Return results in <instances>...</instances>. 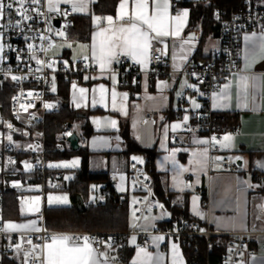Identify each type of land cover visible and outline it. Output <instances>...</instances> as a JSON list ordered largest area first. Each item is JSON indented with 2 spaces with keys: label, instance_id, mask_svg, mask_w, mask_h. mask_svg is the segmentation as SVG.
I'll return each mask as SVG.
<instances>
[{
  "label": "crops",
  "instance_id": "obj_1",
  "mask_svg": "<svg viewBox=\"0 0 264 264\" xmlns=\"http://www.w3.org/2000/svg\"><path fill=\"white\" fill-rule=\"evenodd\" d=\"M91 3L92 2L87 4L86 11L74 12V14H88L90 12ZM120 3L121 0H118L113 14H106L103 16L94 14L91 16L92 28L87 39H67L66 35L63 39H56L55 37L51 55L58 61L72 62L83 59V55H88V62L96 65L91 59V48L94 43L95 33L98 32L99 29L107 27V22L104 17L112 16L117 24L121 22L125 25L131 23L132 0H129L128 11L123 16L122 21L118 20ZM60 6L71 7L70 4L64 3H61L59 7ZM171 12L173 15L176 13L172 7ZM94 17H100L101 19L94 21ZM253 32L257 33L259 36L261 30L243 31L240 34L237 72H240L244 67V36L251 35ZM191 33H195L197 39L188 55V61L179 71H174L172 67L173 51L179 53V49L178 47L174 49V41L171 38H167L169 47L167 50L168 54L165 55V57L169 59V67L171 70L168 75L151 78L145 73L139 80L132 81L130 84L125 85L121 83V76L115 71L117 82L113 84L108 73L102 76L99 68H97L96 72L84 75L79 83H75L77 85L76 90H73V83H71L68 89V103L76 115V120L71 131H75L78 134V148L87 149L89 152L87 158L89 168L93 171L112 173L117 179L115 183L111 184L115 192L120 197L127 195L131 206V214L129 217L130 229L132 228L131 225L135 223L132 212L133 200L136 198V194L127 184L126 164L128 159L121 156V129L125 125L128 126L131 137L137 143L146 148H155L154 167L161 175L160 185L162 189L171 194L172 202L186 209L190 218L197 222L202 228L208 225L211 231L219 233V235H233L239 232L245 233L243 241L246 250L242 261L245 264H264V212L258 207L260 204L264 203V188H249L246 184L242 183V181H249L254 185L264 184V169L257 167L258 161L264 162V90L258 91L254 87V82H249L250 87L247 98V108L237 107V89L235 86L229 90L231 98L227 101H218L220 106L215 108L213 107L214 100L212 92L207 99L210 110L215 113H229L235 117L238 122L235 129L221 133L220 137L215 135L217 140H222L225 134H232L234 136L233 147L221 148L219 143L212 142L211 138L213 136L209 137L205 132H201L198 126L192 125V117L197 115L202 109L204 99L199 91H195L192 88L191 90L194 92L193 97L187 94L184 95L187 88L185 87L182 89L181 85L185 78L188 80V76L182 72V70L189 63L198 62L207 58L219 46V40L218 37H213L212 35H202V28L199 25L195 27L189 26L188 17V22L182 32V38H187ZM99 40L100 37H96L95 43L98 44ZM68 44L72 46L68 47ZM81 46L87 47L84 48ZM177 63H179V61H177ZM115 64L116 63L113 64V69ZM96 66L98 67V65ZM138 66L142 69L140 65ZM149 68L148 65V69ZM247 74H264V60L256 62ZM86 76L97 78L86 80ZM161 81L167 82L168 85L163 90L159 87ZM230 81H232L234 85L235 77L233 75L229 81L221 82L219 88L215 91L219 92L223 84ZM100 85H104L108 90L107 107L99 103H97L95 107L92 106V99L94 97L99 100L100 93L98 89ZM81 87L88 89V92L86 93V99L81 101L82 106L77 108L73 102V95L75 94V96L79 98L80 94L78 89ZM113 88L118 93L117 109L123 104L126 108L127 115L119 110L112 109L111 91ZM93 89H97V91L93 93ZM178 92L182 93V95L177 96ZM123 93L128 94L126 101L123 100L122 95H119ZM193 99L200 104V108L197 109L193 107L191 103ZM185 115L189 117L187 123L183 122V117ZM105 118L115 119L117 121L116 128H112L110 125L106 124ZM94 120H99L100 125L98 126L94 123ZM176 123H180L181 127L173 130L171 125ZM86 125L89 127L88 134L85 132ZM187 126L189 128H187ZM166 127L168 129L167 134H165L164 131ZM14 139L20 140L19 149L17 148L16 151L21 153L37 149L28 148L29 144L39 145V137L36 133H32L27 137H14ZM176 140L178 141L177 143H175ZM199 140H207L209 143H196V141ZM211 145L219 146L220 151L210 155L209 147ZM205 148L208 149L209 158L207 169L206 171H196L195 169L198 167L196 161L202 159L200 153H202ZM173 151H175L174 157L171 155ZM194 153H196V155H194ZM133 156L140 157L143 160V157L139 154H134L130 156L129 159H132ZM166 156L170 157L167 161L164 159ZM215 157H227L231 161H235L240 168L236 172L224 169L220 161L215 160ZM235 157H241L242 159L236 160ZM71 159L58 160L59 162H69ZM173 159L175 160V164L172 162ZM55 161L57 160H53L52 163ZM245 161H247V164H245ZM24 164L25 163L21 165V170L25 173H30L29 171L32 169H25ZM6 165H9V163ZM181 166L188 168L189 171L181 172ZM76 168H52L56 170V187L45 188L44 190H42L39 182L34 183L28 178H14L19 182V187H13V189L16 192L24 194V197L19 198L20 211L23 207L24 212L23 214L21 212L20 216L16 219H4L2 217L3 223L13 222L19 224L35 220L37 222V227H40V215L43 213L44 206H67L70 204L68 193H65V195L68 196V204L53 203L50 205L47 198L49 195L62 196L57 195V193L61 194L63 190H65L68 183L73 179ZM255 173H257L258 176H255ZM66 176L71 178L65 179ZM121 176L124 177V191H120L118 186L122 182L120 179ZM6 180H9V178H6ZM93 185L96 186L95 191H93ZM103 185L104 184L97 182L89 183L91 196L92 193H96L94 196L95 200L103 199L101 190ZM187 185H191V187H187ZM203 189L206 190V204L202 202ZM35 196L41 197L39 212L29 211L32 206L31 198ZM193 197L199 198L195 201V206L203 213V218L195 215L193 212ZM21 201L23 203H21ZM150 204L152 205V210L148 217H159L162 212H166L167 215L155 221L145 220L143 218L137 223V227H135L137 231L152 232L160 227L158 225L159 222L167 221L172 218L166 206H164L163 210L157 206L163 203L156 198V194ZM152 224H154L155 227H152ZM24 231L31 230H20L16 232ZM52 232V234L71 235V231ZM133 235L136 236L135 244L131 242V237ZM159 235L160 234L157 233H150L143 239L142 235L132 233L125 234L123 242L118 244L111 243V249L106 247L110 241L104 240L100 251L108 252L109 264H132V261L136 259V252L139 246L146 248L148 252L152 254L154 258L153 264H155V257L157 254L163 257L160 264H172L171 246L173 243H176L183 264H187L179 240L175 237H170L169 239L165 238L162 241L154 243L152 238ZM111 257H116V260L112 261ZM100 259L103 261V257Z\"/></svg>",
  "mask_w": 264,
  "mask_h": 264
},
{
  "label": "built area",
  "instance_id": "obj_2",
  "mask_svg": "<svg viewBox=\"0 0 264 264\" xmlns=\"http://www.w3.org/2000/svg\"><path fill=\"white\" fill-rule=\"evenodd\" d=\"M178 0H171L172 9L176 11V2ZM187 1V0H186ZM44 13L43 16L38 17L32 21L24 22L20 28H4L0 29L3 32L1 38L4 45L3 59L0 60V87L4 86L11 90L9 97V112H3V106L0 104V167L2 162L23 163L28 162L32 167L36 166L39 170L40 181L39 184L44 190L45 188L56 187V174L55 177L46 175L48 165L53 160L46 159L44 148V132L42 129H38L37 126L41 123L48 112H54L59 109V102L54 97L56 93V86L59 81L71 83H79L82 77L87 74H92L97 71V66L78 59L75 62L72 61H58L52 55L51 47L53 46L55 37L49 31V28L61 29L65 34L68 27L73 24L72 16L74 12L69 6H60V12H49L47 6V0H41V4L37 5ZM219 17V18H217ZM19 17L13 16V20ZM54 18H59V25L56 26L53 22ZM215 19L219 25V46L205 59L189 63L182 70L188 76V82L195 84L199 88V92L203 93V106L202 122L203 130L209 136L220 137L221 133L227 130H233L237 127L238 122L231 114H225L222 116L226 120L232 117V121L219 126L218 115H214L213 111L208 106V96L219 88L221 82L229 81L233 75L238 71L239 61V37L243 31L261 30L264 26V8L256 7L250 0H240L237 7L230 9L222 8L215 11ZM0 23H6V21H0ZM31 24L32 28L29 29L28 25ZM21 28L23 31H21ZM44 35L47 39L41 40L40 35ZM31 43L34 45L33 50H29L27 45ZM41 48L48 49L42 51ZM33 53L35 56L45 61L44 65H38L35 59H32ZM121 63L115 64V71L121 76L122 84H129L132 81H137L143 74H148L151 78H157L160 76L168 75L171 70L169 67V59L165 56H161L159 60L152 59L149 63V69L147 71L142 70L137 64H134L129 58L121 57ZM67 62V64H65ZM47 63H53L52 68H48ZM88 67H85V64ZM39 69V70H38ZM195 72L199 76L203 83H200L196 77L191 73ZM12 76L21 77L18 80H12ZM215 77V79H213ZM53 86L55 91L52 90ZM2 93V91H0ZM31 92L33 95L29 97L27 94ZM5 94V93H4ZM187 94L191 97L194 96V92L191 88H187L184 95ZM18 99H15L17 98ZM45 103L54 105L53 108H45ZM21 104L27 106L28 104L34 105L29 107L27 111L21 108ZM148 116V115H147ZM234 118V119H233ZM12 125V129L8 128V124ZM187 128H189L187 126ZM5 133H10L14 137H27L32 133H39V148L31 150L29 152L19 155V151L11 146L9 143L4 142ZM68 129L64 127L62 134L66 135ZM178 141L176 140L175 143ZM220 151L219 146L211 145L209 147V154L217 153ZM224 169L231 172L239 170V165L235 161H231L227 157H223L220 161ZM255 176H258L255 173ZM147 177V179H145ZM126 178L127 184L130 189L136 194L135 200H138V204H133V209H139L137 216L140 217L137 224L145 216L150 215L148 212V205L154 198V191L151 184V179L144 170L143 163H138L133 159H128L126 164ZM116 177L112 173H107L106 182L115 183ZM109 188H104L103 193L109 192ZM16 198L24 197L21 192H15ZM147 197V203L145 202ZM206 204V200L203 202ZM3 201L0 195V227L3 225L2 219ZM43 213L40 215V232L24 231V232H0V255L1 253H17L15 244L20 243L22 245L19 250V254L22 256L24 264V252L30 251L31 246L27 244V239H31L33 244L43 245L46 236L52 234V231L46 230L44 227ZM202 230V231H201ZM138 234L142 235L143 239L150 233H157L163 235L166 239L175 237L180 243L188 241L192 236H204L208 244H211L210 237L217 236L219 233H215L208 228V225L202 228L197 222L193 220H182L174 222L165 229H155L152 232H140L135 228L124 232L123 234ZM109 233L95 232V231H71L72 236L83 237L85 235L94 238L93 247L102 249L103 241ZM245 233H234L233 235L227 234L226 240V252L221 256V264H245L242 259L246 250L244 244ZM21 237H24L22 240ZM102 242V243H100ZM37 254H41V250L38 248L28 258L27 264H41L43 256L41 254V260H37L35 257ZM1 264V260H0Z\"/></svg>",
  "mask_w": 264,
  "mask_h": 264
},
{
  "label": "snow or ice",
  "instance_id": "obj_3",
  "mask_svg": "<svg viewBox=\"0 0 264 264\" xmlns=\"http://www.w3.org/2000/svg\"><path fill=\"white\" fill-rule=\"evenodd\" d=\"M93 2V0H47L48 11H56L60 12L61 9L59 5L61 3L70 4L73 12H84L87 9V4ZM41 4V0H0V21H6V23H0V29L4 28H20L21 25L26 21H32L44 15V13L40 10L37 5ZM132 9H131V23L125 25L122 22L117 24L112 16L104 17L107 22V27L99 29L98 32L94 35V43L91 48V59L92 61L98 65L99 71L103 76L105 73H108L109 78L115 84L117 82V77L115 70L113 69V64L121 63V57L129 58L134 64L140 65L144 71L148 70V65L152 59L159 60L161 56L167 55L168 43L167 38H171L173 43V48L179 49V53L173 51L172 60H173V69L174 71H179L183 65L188 61V55L190 54L192 48L194 47V42L197 37L195 33H191L187 38H182V32L188 22L189 11L187 9L177 10L173 15L171 12V0H132ZM129 8V0H121L119 5V13L118 20L122 21L123 16L127 13ZM13 16L19 17L18 19L13 20ZM219 18V17H217ZM101 19L100 17H94L95 20ZM29 29L32 28V25H28ZM21 31L23 29L21 28ZM51 31V28H49ZM59 36H64L65 33L63 31L56 33ZM3 37V32H0V38ZM100 37L99 43H95V38ZM39 38L41 40L47 39L44 35H40ZM245 41V52H244V67L240 70V72L233 73L235 77L234 85L233 82L230 81L228 83L223 84V87L219 90V92L214 91L212 93L213 96V107H218L220 104L218 101H227L229 100L230 94L229 90L235 86L237 89V107L247 108V98L249 95V82H254V87L260 91L264 90V74L259 75H248L250 69L254 66L256 62L259 60H264V26H262L261 32L259 36L257 33L253 32L251 35L244 36ZM178 42V43H177ZM161 45V46H157ZM71 47V44L67 45ZM28 49L31 51L34 49V45L29 43L27 45ZM53 47L51 44L49 45V49ZM86 48L87 46H81ZM42 51H47L48 49L41 48ZM4 45L0 44V53H3ZM83 60L88 61L89 56L83 55ZM3 59V56H0V60ZM32 59L36 60L38 65H44L45 61L38 59L33 53ZM179 61V63H177ZM67 64V62H65ZM48 68L53 67V63H47ZM89 65L86 63L85 67ZM39 70V69H38ZM243 73V74H241ZM192 76L196 77L200 83H203V80L197 76L195 72L191 73ZM97 77H88L85 79H96ZM12 80L21 79V77L12 76ZM215 79V77H213ZM167 82L161 81L159 87L161 90L166 88ZM192 88L195 91H199V88L195 84H190L185 78L181 88ZM73 90L77 89V85L75 83L72 84ZM55 91V87L52 88ZM79 98L73 95V102L77 108L81 107V101L86 99V93L88 89L79 88ZM93 93L97 91V89L92 90ZM100 95L99 100L92 99V106L95 107L97 103L107 107V92L108 90L104 85H100L98 89ZM203 94V93H201ZM29 97L33 95V93L29 92L27 94ZM122 95L123 100H127V93L119 94ZM182 95V93L178 92L177 96ZM117 97L118 93L113 90L111 91V106L113 110H119L123 114L127 115L126 108L121 105L119 109H117ZM15 99H18L15 98ZM191 103L194 108H200V104L196 102L195 99L191 100ZM34 105L28 104L27 106L21 104V108L24 111H27L29 107H33ZM45 108H53L54 105L50 103H45ZM189 117L185 115L183 117V122L187 123ZM98 126L100 125L99 120H94ZM105 123L110 125L112 128H116L117 121L115 119L105 118ZM9 129H12V125L9 123ZM181 127L180 123H176L171 125L173 130H176ZM165 134H167V127L164 129ZM39 136L40 134L37 133ZM66 135L71 136L72 133L68 132ZM8 141H12V136H7ZM118 139V138H117ZM212 142L219 143L221 148H229L233 147L234 136L232 134H225L222 140H217V137L213 136L211 138ZM199 144H208L207 140H199L196 141ZM19 147V145H17ZM38 145L29 144L28 148L35 149L38 148ZM172 157L175 156V151L171 154ZM196 155V153H194ZM202 159L197 160L196 164L198 167L195 169L196 171H206L208 166V149L205 148L202 153H200ZM132 159L137 161L138 163H143V160L140 157L133 156ZM165 161L169 160L170 157H165ZM222 157H215L216 161H221ZM236 160L242 159L241 157H235ZM173 164H175V160L173 159ZM9 163H12L9 160ZM80 161L78 159H73L69 162H62L57 164H49V168H65V169H74L78 167ZM247 164V161H245ZM219 166V165H218ZM25 169L31 170L32 165L28 162L24 164ZM257 167L264 169V162H257ZM181 172L189 171L188 168H184L181 166ZM71 177H65V179H70ZM120 179L123 181L124 177L121 176ZM147 179V177H145ZM175 182V178H174ZM198 182V180H197ZM242 183L246 184L249 188L261 187L264 188V184H252L249 181H242ZM14 187H19V184H14ZM93 191H95L96 186L93 185ZM187 187H191V185H187ZM120 191H124V188H120ZM48 203L51 205L53 203L56 204H68V196H48ZM198 197H193V212L195 215L201 216L203 218V213H201L197 207L195 206V201L198 200ZM32 206L29 211L31 212H39L40 211V200L41 197L35 196L31 198ZM145 202L147 203V197H145ZM23 203V202H22ZM138 200H133V204H138ZM160 209H164L163 204L157 205ZM259 209L264 212V203L260 204ZM239 208V205H238ZM152 205H148V212H151ZM139 209L134 208L132 212V217L134 221H138L140 219L137 216V212ZM21 212L23 214L24 209L22 207ZM164 215H167L166 212H162L159 217H148L145 216V220H158L162 219ZM133 228L137 227L136 223L131 225ZM152 227H155L152 224ZM20 230H31L35 232H40L41 229L37 227V222L35 220L29 221L28 223H13V222H5L2 227H0V232H16ZM146 230V229H145ZM202 231V230H201ZM23 240L24 237H21ZM45 243L43 245L33 244L32 240L27 239V244L31 246L30 251L24 252V264H27L29 256L36 251V249L41 250V254L43 259L41 260V254L36 255L37 260H41V264H109V255L107 251L101 252L98 248L93 247L94 238H91L87 235L83 237L72 236L67 234H52L50 236H46L43 238ZM153 242H159L165 239L163 235L154 236ZM112 238L109 237V241ZM50 241V242H49ZM131 242L135 244L136 236L131 237ZM102 243V242H100ZM15 249L19 254V250L22 245L20 243L15 244ZM108 249L112 248V244L108 243L106 246ZM172 250V264H183L182 257L179 253V248L176 243H173L171 246ZM101 257H103V261H101ZM153 256L148 250L144 247H139L136 252V259L132 261V264H153ZM163 257L160 254H157L155 257V264H160ZM112 261L116 260V257H111Z\"/></svg>",
  "mask_w": 264,
  "mask_h": 264
},
{
  "label": "trees",
  "instance_id": "obj_4",
  "mask_svg": "<svg viewBox=\"0 0 264 264\" xmlns=\"http://www.w3.org/2000/svg\"><path fill=\"white\" fill-rule=\"evenodd\" d=\"M256 7L264 8V0H250ZM118 0H94L90 6L88 14L75 13L72 16L73 24L68 27L67 39H87L92 28L91 16L94 14L106 15L113 14ZM240 0H178L176 2V11L182 8L189 10V26H200L202 35H212L218 37L219 25L215 19V11L218 9L237 7ZM130 84V83H129ZM69 82L59 81L56 86L54 97L60 106L57 111L48 112L43 121L37 126L44 132V148L46 159H71L80 157V164L75 170L73 179L68 183L67 191L70 204L67 206H44V227L49 231H95L109 233L105 240L112 238L110 243L118 244L123 242L124 232L130 230L129 217L131 206L126 196L120 197L113 189L110 183L106 182L107 172L93 171L88 166V150L78 148L72 150L66 140L67 135L62 134V129L66 127L68 132L73 129L76 115L68 103ZM126 85V84H125ZM128 85V84H127ZM0 104L3 106V112H9V97L11 90L4 86L0 87ZM5 93V94H4ZM205 103V102H204ZM192 117V125L198 126L204 133L202 122V111ZM218 115V124L222 126L232 121V117L226 120L222 116L229 113H213ZM234 119V118H233ZM68 124L70 126L68 127ZM86 134L89 133V127L86 125ZM122 150L121 156L129 159L134 154L143 157V166L145 172L151 179L154 195L170 211L172 218L158 223L160 229H165L174 222L182 220H192L186 209L174 204L171 200V194L162 189L160 185V173L154 167L155 148H146L137 143L130 135L128 126L121 129ZM19 155H23L19 152ZM1 163L0 176L6 178H28L34 183L40 181L39 170L36 166L30 173H25L19 163ZM56 170L48 168L46 175L55 177ZM3 182V181H2ZM97 182L104 184L101 188H109V192L103 193L102 200L90 199L89 183ZM15 190L8 185H0V195L3 201L2 217L4 219H16L20 216V201L15 197ZM80 196L85 204V210L79 211L76 208V196ZM202 202L206 200V190L202 191ZM228 236H211L208 244L204 236H192L185 243H180L185 255L187 264H221V256L226 252V240ZM1 264H23L21 254L1 253Z\"/></svg>",
  "mask_w": 264,
  "mask_h": 264
},
{
  "label": "rangeland",
  "instance_id": "obj_5",
  "mask_svg": "<svg viewBox=\"0 0 264 264\" xmlns=\"http://www.w3.org/2000/svg\"><path fill=\"white\" fill-rule=\"evenodd\" d=\"M60 31H62L61 29H53V28H51V33L54 35V37H56V39H63L64 37H65V35L64 36H59V35H57L56 33L57 32H60ZM0 44H2V40H1V38H0ZM8 135H11L12 136V141L10 142V141H8V139H7V136ZM4 142L5 143H9L11 146H13L15 149H19V147H17V145H20V140L19 139H14V136L12 135V134H10V133H5V136H4ZM38 144H39V142H38ZM39 146V145H38ZM73 159H78L79 161H80V158L79 157H73L71 160H73ZM60 161H62V160H60ZM5 163H9V162H5ZM57 163H62V162H59V160H57V161H55V162H53L52 164H57ZM10 165L12 164V163H9ZM80 164V163H79ZM79 166V165H78ZM0 171H1V167H0ZM3 181V182H2ZM2 182V183H1ZM19 182L17 181V179H14V178H11V179H9V180H5L4 179V177H1L0 176V185L1 184H3L4 186L5 185H9L11 188H13L14 186V184H18ZM119 186V188H123V181L121 182V184H119L118 185ZM125 190V189H124ZM131 191V190H130ZM129 191V192H130ZM65 193H67L65 190H63V192L61 193V194H58L57 193V195H65ZM95 194L96 193H92V196H91V194H90V198L92 199V200H95ZM21 203H22V201H21ZM80 231V230H79Z\"/></svg>",
  "mask_w": 264,
  "mask_h": 264
},
{
  "label": "water",
  "instance_id": "obj_6",
  "mask_svg": "<svg viewBox=\"0 0 264 264\" xmlns=\"http://www.w3.org/2000/svg\"><path fill=\"white\" fill-rule=\"evenodd\" d=\"M53 22H54V24H55L56 26H58L60 20H59V18H54V19H53ZM69 126H70V124H68V127H69ZM71 133H72L71 136H69V135L66 136V140H67V142H68L70 148H71L72 150H76V149H78V147H79V143H78V138H79V137H78V134H77L75 131H71ZM75 205H76V208H77L79 211H84V210H85V204H84L82 198H81L79 195L76 196Z\"/></svg>",
  "mask_w": 264,
  "mask_h": 264
}]
</instances>
